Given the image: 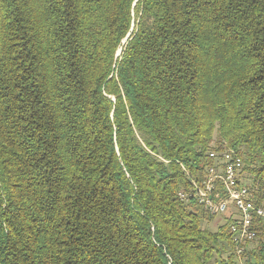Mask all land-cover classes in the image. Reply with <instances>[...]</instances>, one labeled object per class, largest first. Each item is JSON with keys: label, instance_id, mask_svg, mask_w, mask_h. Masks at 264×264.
<instances>
[{"label": "trees", "instance_id": "1", "mask_svg": "<svg viewBox=\"0 0 264 264\" xmlns=\"http://www.w3.org/2000/svg\"><path fill=\"white\" fill-rule=\"evenodd\" d=\"M225 149L264 202V0H0V264H264L178 196Z\"/></svg>", "mask_w": 264, "mask_h": 264}, {"label": "built area", "instance_id": "2", "mask_svg": "<svg viewBox=\"0 0 264 264\" xmlns=\"http://www.w3.org/2000/svg\"><path fill=\"white\" fill-rule=\"evenodd\" d=\"M211 165L207 166L200 182L191 179L188 192L179 191L182 200H194L209 216H224L240 255L245 244L253 240L259 220L264 219V202H258L250 185L240 174L241 157L232 150L211 152Z\"/></svg>", "mask_w": 264, "mask_h": 264}, {"label": "rangeland", "instance_id": "3", "mask_svg": "<svg viewBox=\"0 0 264 264\" xmlns=\"http://www.w3.org/2000/svg\"><path fill=\"white\" fill-rule=\"evenodd\" d=\"M243 176H245L244 173H243ZM245 183H248V181ZM199 210H201L202 211L201 213L204 214V217H206L205 219H201V221H200V226L202 228H205V229L210 230V231H216L218 229V227L224 223V220H225L224 216L219 215L216 217H210L206 213H204V211L202 209H199Z\"/></svg>", "mask_w": 264, "mask_h": 264}, {"label": "bare ground", "instance_id": "4", "mask_svg": "<svg viewBox=\"0 0 264 264\" xmlns=\"http://www.w3.org/2000/svg\"><path fill=\"white\" fill-rule=\"evenodd\" d=\"M256 237V233H253V240L255 239ZM235 251H236V247H235Z\"/></svg>", "mask_w": 264, "mask_h": 264}]
</instances>
